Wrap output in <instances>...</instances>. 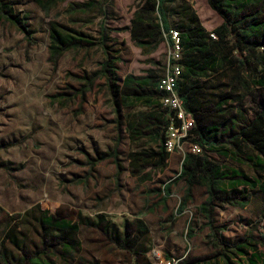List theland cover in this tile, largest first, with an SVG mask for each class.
<instances>
[{"label": "rangeland", "instance_id": "1", "mask_svg": "<svg viewBox=\"0 0 264 264\" xmlns=\"http://www.w3.org/2000/svg\"><path fill=\"white\" fill-rule=\"evenodd\" d=\"M4 1L25 19L31 39L0 21V264H21L24 258L37 261L35 253L44 249L38 222L43 212L80 222L81 249L74 264H146L153 248L170 258H182L191 249L181 264H196L200 258H207L203 264H223L210 259L214 248L199 213L205 188L194 189L193 201L178 216L183 182L172 187L167 199L158 193L180 174L187 146L172 154L164 167L153 165L134 176L131 153L154 145L131 140L125 118L128 110L121 107L116 112L104 79L96 78L86 93L81 90L84 84L79 78L96 75L105 60L103 50L69 51L57 64L50 60L53 25L97 41L103 26L106 46L117 57L120 82L128 74L143 76L149 70L164 76L171 54L168 42L152 50L131 39V22L143 0H107L103 13L94 10L73 16L65 14L71 4L91 0H66L47 12L36 0ZM165 8L174 32L191 21H198L208 32L222 23L207 0H168ZM229 77V73H218L193 81L210 98L229 90L225 87ZM144 109L139 105L131 111ZM115 150L114 158L96 161ZM210 156L224 167L264 182V173L257 174L252 165L215 153ZM146 175L149 178L143 179ZM249 195L245 208L226 206L215 212L216 223L227 226L223 233L227 241L240 243L249 233L264 236V194L254 190ZM101 216L107 235L92 225ZM136 217L142 218L148 232L134 243L118 244L126 222ZM191 229L195 234L188 239ZM246 250L248 257L257 255L264 264V246H247ZM46 252L59 263L57 251ZM38 256L45 261V253ZM242 260L247 263L246 256Z\"/></svg>", "mask_w": 264, "mask_h": 264}, {"label": "trees", "instance_id": "2", "mask_svg": "<svg viewBox=\"0 0 264 264\" xmlns=\"http://www.w3.org/2000/svg\"><path fill=\"white\" fill-rule=\"evenodd\" d=\"M44 10L50 11L66 0H36ZM107 0H91L87 3L71 4L65 11L68 16L86 14L94 10L103 13ZM168 0H143L137 8L131 22V39L139 47L157 50L163 41H167L170 50L173 47L172 26L168 20L166 4ZM210 8L222 19L221 25L212 32L191 21L188 26L178 27L177 32L182 49L183 67L181 81L177 90L183 100L185 109L192 114L194 128L192 139L204 150L202 154L186 153L181 165V172L176 179L167 183L159 195L170 197L172 187L185 182L184 196L177 208V216L182 214L189 202L193 201L195 187L206 190V199L199 207L204 216V228L209 229L208 239L214 248L210 259L221 260L223 264H241L242 257H247L248 264H260L257 255L248 257L247 246L259 248L264 246V236L249 233L240 243L227 241L223 233L224 224H217L215 212L218 208L231 206L245 208L250 202V191L259 190L264 194V182L248 176L240 170L224 167L210 154L215 153L224 158H233L238 163L252 165L259 175L264 173V0H207ZM10 3L0 0V21L14 25L27 39L31 33L25 19L16 15ZM211 34L217 39L211 38ZM106 35L101 26L100 39L97 41L68 27L53 25L51 32L50 60L57 64L69 51L91 50L101 48L105 56L99 71L94 77H81V89L87 92L96 78L105 80L108 92L114 99V107L120 113L126 107V126L133 142L140 144L146 140L154 145L143 151L131 153L130 168L134 176L152 167L165 166L171 155L166 150V132L170 123L168 112L162 108L160 99L165 96L157 88L160 75L155 70L146 75L128 74L123 82L117 75V57L106 46ZM228 74L229 90L212 94L210 98L203 95L202 85L193 80L211 74ZM251 99L250 106L246 105ZM120 100V101H119ZM139 105L144 110L133 113L132 108ZM118 130L121 131L122 120L118 117ZM104 153L97 162L114 158ZM119 172L120 167L118 166ZM149 178L147 175L143 179ZM38 222L42 229V251L35 253L37 261L23 260L21 264H74L80 254L78 235L80 222L76 223L60 214L41 213ZM105 221L101 216L99 223L92 224L107 235ZM148 229L140 217L127 221L122 236L116 242L128 244L135 242ZM191 229L188 239L193 237ZM61 247V248H58ZM47 250L57 251L59 263L51 260ZM45 253V261L38 255ZM235 257L234 261L232 257ZM207 258L197 259L205 261ZM97 264V263H96Z\"/></svg>", "mask_w": 264, "mask_h": 264}, {"label": "built area", "instance_id": "3", "mask_svg": "<svg viewBox=\"0 0 264 264\" xmlns=\"http://www.w3.org/2000/svg\"><path fill=\"white\" fill-rule=\"evenodd\" d=\"M171 36L173 47L170 50L171 54H169L168 70L160 78L157 88L159 91L165 93V96L160 99V104L162 108L167 110L170 120L166 132V150L172 155L187 146V152H183L184 159L186 153L200 155L204 150L192 140L194 138L192 134L194 119L192 114L185 109L183 100L177 90V84L181 81L183 73V67L180 65L183 52L180 47L178 32L171 31ZM210 36L215 40L217 39L214 34ZM190 250L182 258H170L163 254L161 250L153 248L150 252V261L146 264H181L186 259Z\"/></svg>", "mask_w": 264, "mask_h": 264}, {"label": "crops", "instance_id": "4", "mask_svg": "<svg viewBox=\"0 0 264 264\" xmlns=\"http://www.w3.org/2000/svg\"><path fill=\"white\" fill-rule=\"evenodd\" d=\"M181 182H183V185H182V186H183V190H185V182H184V181H181ZM195 188H196V187H195ZM195 188H194V189H195ZM201 216H202V215H201ZM203 218H204V217H203ZM202 262H203V261H198V262H196V264H203ZM241 264H247V263H245V261H242Z\"/></svg>", "mask_w": 264, "mask_h": 264}]
</instances>
